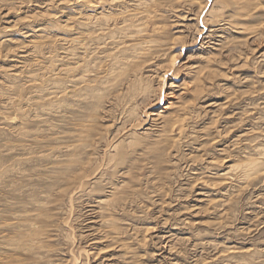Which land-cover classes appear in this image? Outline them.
<instances>
[{
    "label": "rangeland",
    "instance_id": "rangeland-1",
    "mask_svg": "<svg viewBox=\"0 0 264 264\" xmlns=\"http://www.w3.org/2000/svg\"><path fill=\"white\" fill-rule=\"evenodd\" d=\"M263 129L264 0H0V264H264Z\"/></svg>",
    "mask_w": 264,
    "mask_h": 264
},
{
    "label": "bare ground",
    "instance_id": "bare-ground-1",
    "mask_svg": "<svg viewBox=\"0 0 264 264\" xmlns=\"http://www.w3.org/2000/svg\"><path fill=\"white\" fill-rule=\"evenodd\" d=\"M100 2H101V1H100ZM103 2H104V1H103ZM103 2H102V4H103ZM87 4H88V3H87ZM89 5H90V4H89ZM99 8H100V7H99ZM133 9H134V8H133ZM139 9H140V8H139ZM98 10H99V9H98ZM103 10H104V9H103ZM103 10H102V11H103ZM188 10H189V9H188ZM102 11H97L96 13L93 12V13H94L93 15H90V14L88 13V14H89V16H88L89 18H86V17H85V18H86L85 25L88 24L89 22H90L89 24L92 25V23H94L93 18H94L95 21H96V18H98L99 16H103V12H102ZM78 12H79V11H78ZM136 12H137V11H136ZM81 14H82V13H81ZM84 14H85V13H84ZM85 15H86V14H85ZM110 15H111V14H110ZM123 15H124V14H123ZM123 15H122V16H123ZM75 16H76V15H75ZM86 16H87V15H86ZM90 16H93V17H92V20H93V21H92V20H91V21L89 20V19H90ZM104 16H105V15H104ZM127 16H128V15H127ZM127 16H126V17H127ZM132 16H133V15H132ZM70 17H71V16H70ZM109 17H110V16H109ZM182 17H183V16H182ZM99 18H100V17H99ZM102 18H103V17H102ZM112 18H113V17H112ZM131 18H132V17H131ZM134 18H135V17H134ZM123 19H124V18H123ZM98 20H99V19H98ZM127 20H128V19H127ZM124 21H126V20L124 19ZM131 21H132V20H131ZM131 21H130V22H131ZM91 22H92V23H91ZM132 22H133V21H132ZM125 23H126V22H125ZM80 24H81V23H80ZM94 24H95V23H94ZM97 24H98V23H97ZM101 24H102V23H101ZM117 24H118V23H117ZM132 24H133V23H132ZM106 25H107V23H106ZM106 25H105V26H106ZM127 25H128V22H127ZM86 26H87V25H86ZM107 26H108V25H107ZM112 26H113V25H112ZM119 26H121V25H119ZM119 26H118V27H119ZM69 27H71V26L69 25ZM69 27H68V29H69ZM88 27H89V26H88ZM108 27H110V25H109ZM139 27H140V26H139ZM73 28H74V26H73ZM95 28H96V27H95ZM103 28H104V27H103ZM121 28H123V27L121 26ZM128 28H129V27H128ZM128 28H127V29H128ZM136 28H137V27H136ZM112 29H113V28H112ZM116 29H117V28H116ZM102 30H103V29H102ZM102 30H101V31H102ZM120 30H121V29H120ZM125 30H126V29H125ZM143 30H144V29H143ZM69 31H70V30H69ZM89 31H90V30H89ZM93 31H94V28H93ZM93 31H92V32H93ZM103 31H104V30H103ZM103 31H102V32H103ZM112 31H113V30H112ZM127 31H128V30H127ZM137 31H138V30H137ZM75 32H76V31H75ZM97 32H98V31H97ZM122 32H123V31H122ZM128 32H130V31H128ZM85 33H86V32H85ZM88 33H89V32H88ZM103 33H104V32H103ZM112 33H114V32H112ZM112 33H109V34H112ZM120 33H121V32H120ZM135 33H137V32H135ZM105 34H106V33H105ZM72 35H73V32H72ZM89 35H90V34H89ZM97 35H98V34H97ZM99 35H100V34H99ZM69 36H70V35H69ZM83 36H84V35H83ZM104 36H105V35H104ZM107 36H108V35H107ZM114 36H115V34H114ZM114 36H113V38H112V35H111V38H112V39H115L116 36H115V37H114ZM100 37H101V36H100ZM100 37H99V39H100ZM108 37H109V36H108ZM183 37H184V36H183ZM80 38H81V37H80ZM93 38H94V37H93ZM102 38H103V37H102ZM106 38H107V37H106ZM124 38H125V37H124ZM131 38H132V37H131ZM99 39H98V40H99ZM172 39H173V38H172ZM20 40H21V39H20ZM73 40H74V39H73ZM76 40H77V38H76ZM76 40H75V41H76ZM88 40H89V39H88ZM90 40H91V39H90ZM93 41H94V40H93ZM106 41H107V40H106ZM119 41H120V40H119ZM72 42H73V41H72ZM76 42H79V39H78ZM97 42H98V41H97ZM113 42H114V41H113ZM115 43H117V42H115ZM31 44H32V43H31ZM71 44H72V43H71ZM107 44H108V43H107ZM110 44H111V43H110ZM121 44H122V42H121ZM124 44H125V43H124ZM33 45H34V44H33ZM94 45H99V43H96V44H94ZM100 45H101V44H100ZM108 45H109V44H108ZM116 45H117V44H116ZM144 45H145V44H144ZM70 46H71V45H70ZM119 46H121L120 48H122V45H119ZM127 46H128V45H127ZM71 47H72V46H71ZM73 47H74V46H73ZM86 47H87V46H86ZM125 47H126V46H125ZM132 47H133V46H132ZM183 47H184V46H183ZM67 48H68V47H67ZM82 48H83V47H82ZM114 48H115V47H114ZM117 48H118V47H117ZM68 49H69V48H68ZM115 49H116V48H115ZM118 49H119V48H118ZM118 49H117V50H118ZM127 49H128V48H127ZM132 49H133V48H132ZM22 50H23V49H22ZM69 50H70V49H69ZM73 50H74V49H73ZM123 50H125V49L123 48ZM66 51H67V50H66ZM66 51H65V53H68V52H66ZM121 52H122V51H121ZM70 53L73 54V52H70ZM127 53H128V52H127ZM122 54H123V53H122ZM125 54H126V53H125ZM69 55H70V54H69ZM118 55H119V54H118ZM56 56H57V55H56ZM72 56H74V55H72ZM84 56H85V55H84ZM90 56H91V55H90ZM109 56H110V55H109ZM119 56H120V55H119ZM170 56H171V55H170ZM111 57H112V56H111ZM113 57H114V53H113ZM54 58H55V57H54ZM126 58H127V57H126ZM169 58H170V57H169ZM208 58H209V57H208ZM114 59H115V58H114ZM121 60H122V59H121ZM127 60H128V59H127ZM132 60L134 61V59H131V61H132ZM136 60H137V59H136ZM117 61H118V60H117ZM117 61H116V62H117ZM116 62H114V63H116ZM118 63H121V64H122V62H120V61H119ZM124 63H125V62H124ZM124 63H123V64H124ZM133 63H134V62H133ZM123 64H122V66H123ZM125 64H127V63H125ZM136 64H138V63H136ZM77 65H78V64H77ZM130 65H131V64H130ZM113 66H114V65H113ZM117 66L119 67L120 65H117ZM117 66H116V67H117ZM114 67H115V66H114ZM65 68L67 69V67H65ZM65 68H64V69H65ZM142 68H143V67H142ZM119 69H120V68H119ZM119 69H118V70H119ZM113 70H114V69H113ZM125 70H126V69H125ZM139 70H140V69H139ZM87 71H89V70H87ZM127 72H128V71H127ZM140 72H141V71H140ZM137 73H138V72H137ZM140 74H141V73H140ZM140 74H139V75H140ZM136 76H137V74H136ZM142 77H143V76H142ZM142 77H141V78H142ZM134 78H135V77H134ZM139 78H140V77H139ZM141 78H140V79H141ZM127 82L129 83L128 80H127ZM132 82H133V81H132ZM144 82H145V81H144ZM144 82H143V85H144ZM128 83H127V84H128ZM138 83H139V82H138ZM61 84H62V83H61ZM129 84H130V83H129ZM136 84H137V83H136ZM136 84H135V86H136ZM139 85H140V84H139ZM141 85H142V83H141ZM89 86H90V85H89ZM140 87H141V86H140ZM145 87H146V86H145ZM88 89H89V88H88ZM127 89H128V87H127ZM129 89H130V88H129ZM129 89H128L127 91H129ZM134 90H135V87H134ZM136 90H137V89H136ZM144 90H146V89H144ZM133 92H134V91H132V93H133ZM138 92H139V91H138ZM141 92H142V91H141ZM146 92H147V91H146ZM134 93H136V92H134ZM128 94H129V93H128ZM143 94H144V93H143ZM145 94H147V93H145ZM129 95H130V94H129ZM144 96H145V95H144ZM146 96H147V95H146ZM119 97H120V96H119ZM124 97H125V95H124ZM73 98H74V97H73ZM117 98H118V97H117ZM125 98H126V97H125ZM127 98H128V97H127ZM121 99H122V98H121ZM129 99H130V98H129ZM131 99H132V98H131ZM134 99H135V98H134ZM117 100H118V99H117ZM119 101H120V99H119ZM126 101H127V100H126ZM131 102H133V101H131ZM121 103H122V102H121ZM128 103H129V102H128ZM134 103H135V102H134ZM129 104H130V103H129ZM136 104H137V102H136ZM122 105H124V103H123ZM126 105H127V104H126ZM132 105H133V104H132ZM126 107H127V106H126ZM128 107H129V106H128ZM131 107H132V106H131ZM132 108H133V107H132ZM132 108H131V109H132ZM127 109H128V108H127ZM135 109H136V108H135ZM135 109H134V110H135ZM127 111H128V110H127ZM131 111H132V110H131ZM135 113H137V111H136ZM163 113H164V112L159 111V112H156V113L154 112V113H152L151 115H153L154 117H156V119H159V118H161V117L163 116ZM130 114H131V112H130ZM132 114H133V113H132ZM129 116H131V115H129ZM167 116H168V115H167ZM175 117H176V116H175ZM175 117H173V118H175ZM156 119H155V120H156ZM153 120H154V118H153ZM176 120H177V119H176ZM150 121H152V119H151ZM148 122H149V120L145 123V125H148L147 128H156L155 126H158V123H154V122L152 123V122H151V124H149ZM131 125H132V124H131ZM162 125H163V124H162ZM162 125H160L159 127H157L158 130H155V131H158V132L161 131L160 129L162 128V127H161ZM120 129H121V128H120ZM146 130H148V129H146ZM149 130H150V129H149ZM263 130H264V129H263ZM82 131H83V130H82ZM119 132H120V131H119ZM117 133H118V132H117ZM225 133H226V132H225ZM83 135H84V132H83ZM248 136H249V135H248ZM87 137H88V135L86 136V138H87ZM88 138H89V137H88ZM88 138H87L86 141H88ZM110 139H111V138H110ZM117 140H118V138H117ZM236 140H237V139H236ZM80 142H81V140H80ZM116 142H117V141H116ZM116 142H115L114 144H117ZM86 143H87V142H86ZM65 144H66V143H65ZM114 144H113V145H114ZM66 145H67V144H66ZM66 145H65V147H66ZM117 145H118V144H117ZM69 146H70V144H69ZM69 146H68V148H70ZM114 146H115V145H114ZM238 146H239V145H238ZM77 147H78V146H77ZM77 147H76V148H77ZM45 148H46V147H45ZM63 148H64V147H63ZM66 148H67V147H66ZM109 148H110V147H109ZM114 148H115V147H114ZM55 149H56V148H55ZM104 149H105V148H104ZM111 149H112V148H111ZM69 150H70V149H69ZM69 150H68V151H69ZM86 150H88V149H86ZM114 150H115V149H114ZM64 151H65V149H64ZM72 151H73V150H72ZM105 151H106V150H105ZM65 152H66V151H65ZM74 152H75V150H74ZM86 152H87V151H86ZM70 153H71V152H70ZM70 153H69V154H70ZM78 153H79V152H78ZM80 153H81V152H80ZM80 153H79V154H80ZM114 153H115V151H114ZM63 154H64V153H63ZM71 154H72V153H71ZM117 154H118V153H117ZM187 154H188V153H187ZM66 155H67V154H66ZM66 155H65V158H66ZM112 155H113V154H112ZM115 155H116V154H115ZM69 156H70V155H69ZM74 156H75V155H74ZM125 156H126V155H125ZM86 157H87V156H86ZM65 158H64V159H65ZM67 158H68V157H67ZM253 158H254V157H253ZM111 159H112V158H111ZM239 159H240V158H239ZM87 160H88V159H87ZM114 160H116V158H114ZM212 160H213V159H212ZM250 160H251V159H250ZM83 161H85V159H84ZM111 161H112V160H111ZM252 161H253V159H252ZM254 161H255V160H254ZM62 162H63V161H62ZM88 162H89V161H88ZM115 162H117V161H115ZM250 162H251V161H250ZM55 163H56V162H55ZM70 163H71V162L69 161V164H70ZM72 163H73V162H72ZM108 163H109V161H108ZM112 163H113V162H112ZM239 163H240V162H239ZM243 163H244V162H243ZM252 163H253V162L248 163V165H253ZM254 163H255V162H254ZM63 164H64V163H63ZM66 164H67V163H66ZM74 164H75V163H74ZM115 164H116V163H114V165H115ZM68 166H69V165H68ZM77 166H78V164H77ZM69 167H70V166H69ZM78 167H79V166H78ZM78 167H77V168H78ZM110 167H111V166H110ZM113 167H114V166H113ZM238 167H239V166H238ZM256 167H257V166H256ZM79 168H80V167H79ZM81 168H82V167H81ZM99 168H100V167H99ZM102 168H103V167H102ZM102 168H101V169H102ZM248 168H249V167H248ZM248 168H247L246 170H248ZM87 169H88V168H87ZM234 169H235V168H234ZM80 170H82V169H80ZM226 170H227V169H226ZM243 170H244V168H243ZM246 170H245V173H243V175H246V176H247V173H248V172H247ZM104 171H105V170H104ZM227 171L229 172V169H228ZM230 171H231V169H230ZM84 172H86V171H84ZM84 172H83V174H84ZM91 172H92V171H91ZM91 172H90V173H91ZM96 172H97V171H96ZM101 172H102V171H101ZM74 173H75V172H74ZM241 173H242V172H241ZM81 174H82V173H81ZM83 174H82V175H83ZM99 174H100V173H99ZM223 174H224V173H223ZM228 174H229V173H228ZM228 174H227V172H226L225 175H228ZM248 174H249V173H248ZM87 175H88V174H87ZM95 175H96V174H95ZM190 175H191V174H190ZM239 175H240V174H239ZM254 175H255V174H254ZM85 176H86V175H85ZM85 176H83V177L81 176V181H82V182L85 181L84 179L87 180V178H86ZM217 176H218V175H217ZM223 176H224V175H223ZM223 176H222V177H223ZM96 177H97V176H96ZM98 177H99V176H98ZM100 177H101V176H100ZM247 177H248V176H247ZM75 178H76V177H75ZM153 181H155V180H153ZM87 182H88V181H87ZM78 184H79V183H78ZM81 184H82V183H81ZM87 184H88V183H87ZM122 184H123V183H122ZM102 185H103V184H102ZM68 186H69V185H68ZM76 186H77V185H76ZM76 186H75V187H76ZM117 187H118V186H117ZM73 188H74V187H73ZM68 189H69V188H68ZM115 190H116V188H111V189L109 190V193H110V197H109V198H105V197H104L105 199H101V198H100V199H97L96 202H95V203H97V204L95 205V207H97V205H100V206H101V204H102V203L104 204L105 202H106V208H105V210H108V207H110V206L113 207V204H112V198H113V197L115 196V194H116V193H115ZM76 191H77V190H76ZM62 192H63V191H62ZM65 192L67 193V191H65ZM65 192H64V193H65ZM69 195H70V194H69ZM71 195H73V194H71ZM106 195L108 196V194H106ZM113 195H114V196H113ZM117 195H118V194H117ZM117 195H116V196H117ZM119 196H120V195H119ZM121 197H122V195H121ZM190 197H191V196H190ZM94 198H95V197H94ZM116 198L119 200L118 197H116ZM117 199H116V200H117ZM121 199H122V198H121ZM121 199H120V200H121ZM208 199H209V198H208ZM211 199H212V198H211ZM114 200H115V199H114ZM201 200H202V199H201ZM210 201H211V200H210ZM232 201H233V200H232ZM117 202H118V201H117ZM206 203H207V202H206ZM111 204H112V205H111ZM124 206H125V205H124ZM95 207H93L94 209H91L90 212L95 213V212H96V211H94V210L96 209ZM101 207H102V206H101ZM101 207H100V209H101ZM122 207H123V206H122ZM127 209H128V208H127ZM109 211H110V210H109ZM34 212H35V211H34ZM102 212H103V211H102ZM102 212H101V213H102ZM104 212H105V211H104ZM88 213H89V212H88ZM110 213H112V211H111ZM89 214H90V213H89ZM91 215H92V214H91ZM106 215H107V214H106ZM108 215H111V214H108ZM111 216H112V215H111ZM113 216H114V215H113ZM54 217H55V216H54ZM93 217H97V216H93ZM114 217H115V216H114ZM108 218H109V219H108ZM112 218H113V217H112ZM113 219H114V218H113ZM116 219H117V218H116ZM89 220H90V218H89ZM117 220H118V219H117ZM153 220H154V219H153ZM28 221H29V220H28ZM31 221H32V220H31ZM101 221H103L104 224L107 225V226H109L110 228H113V225H115V224H113V221L110 219V217H106L105 219L102 218ZM90 222H94V221H90ZM103 222H102V223H103ZM98 223H100V221H99ZM31 224H34V223H31ZM99 225H100V224H99ZM56 226H57V225H56ZM107 226H106V227H107ZM46 227H47V226H46ZM86 227H91V226L88 225V226H86ZM117 227H118V226H117ZM154 227H155V226H154ZM73 228H74V227H73ZM91 228H92V227H91ZM91 228L87 230V231H89V232L87 233V235H84V237H85V238H86V237L88 238V236H89V239H87L86 241H88V242L90 241V242H91V241L93 240L90 244L98 245L97 242H100V240H102V238H103L104 236L102 235V236H98V237L95 236V237H94V236H93V232H92L93 230H91ZM183 228H184V227H183ZM114 229H115V227H114ZM121 229H122V228H121ZM128 229H129V228H128ZM41 230H42V229H41ZM111 230H112V229H111ZM37 231H38V230H37ZM102 231H103V230H101V232H102ZM105 231H106V230H104L103 233H105V236H106V232H105ZM67 232H68V231H67ZM113 232H114V231H113ZM2 233H3V232H2ZM81 233H82V232H81ZM96 233H97V232H96ZM99 233H100V232H99ZM30 234H32V233L30 232ZM82 234H83V233H82ZM107 234H108V233H107ZM109 234H111V233H109ZM114 235H115V234H114ZM114 235H113V236H114ZM19 236H20V235H19ZM91 237H92V238H91ZM40 238H41V237H40ZM80 238H81V237H80ZM105 238H106V237H105ZM109 238H113V237H110V235H109ZM109 238H108V239H109ZM7 239H8V238H7ZM96 239H98V241H97ZM113 241H114V240H113ZM121 241H122V240H121ZM20 242H21V241H20ZM20 242H19V243H20ZM27 242H28V241H27ZM33 242H34V241H33ZM212 242H213V241H212ZM21 243H22V242H21ZM125 243H126V242H125ZM40 244H41V243H40ZM191 245H192V244H191ZM17 246H18V245H17ZM43 246H44V245H43ZM86 252H87V251H86ZM102 253H103V252H102ZM0 257H1V256H0ZM75 258H76V257H75ZM1 261H2V260H1ZM2 262H3V261H2ZM101 262H102V261H101ZM111 263H112V262H111ZM113 264H114V263H113ZM126 264H128V263H126Z\"/></svg>",
    "mask_w": 264,
    "mask_h": 264
}]
</instances>
